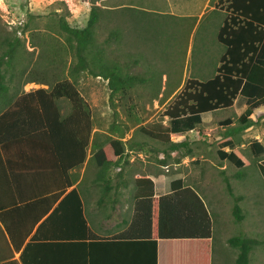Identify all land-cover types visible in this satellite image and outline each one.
I'll return each instance as SVG.
<instances>
[{"label": "rangeland", "instance_id": "374dc122", "mask_svg": "<svg viewBox=\"0 0 264 264\" xmlns=\"http://www.w3.org/2000/svg\"><path fill=\"white\" fill-rule=\"evenodd\" d=\"M203 1L0 0V39L17 37L20 41L15 60L16 67L23 68L19 81L37 72L45 83H52L56 75L64 76L71 59L63 56L58 60L55 47L48 48L58 40L54 37L57 19L63 16L69 26L80 28L85 25L92 4L99 2L104 6L95 28L96 42H105L106 58L123 66L124 72L142 76L145 81L129 89L125 96L117 92L111 95L107 80L102 77L85 71L77 75L76 87L90 109L91 139L102 142L116 138L124 142L130 161L122 166L129 181L134 176L148 174L158 184L182 177L184 183L193 185L209 210L216 255L219 247L226 244V238L241 229V222L231 212L233 198L222 179L226 176L233 195L240 196L239 205L245 216L242 227L250 224L257 228L254 236L260 244L251 264H264V183L248 146L253 138L264 144V109L253 110L250 125L232 136L233 150L243 163L238 169L225 159L219 160L216 148L226 130L240 125L238 116L246 106L241 96L236 97L231 108L202 114L204 121L198 127L205 133L191 130L171 139V144L183 142L181 146L171 148L170 143L151 140L139 130L153 123H167L161 111L188 77L204 80L214 74L223 51L216 32L225 13L207 11L197 19ZM214 1L209 0L208 5ZM36 86L47 85L27 82L23 90ZM59 102L65 113L68 102L65 99ZM225 118H231L233 124L218 122ZM86 152L89 157L83 181L92 179L97 169L89 145ZM114 171L115 168L108 169L109 174ZM253 200L261 202L257 201L255 206ZM211 254V264H215L216 258Z\"/></svg>", "mask_w": 264, "mask_h": 264}, {"label": "trees", "instance_id": "16d2710c", "mask_svg": "<svg viewBox=\"0 0 264 264\" xmlns=\"http://www.w3.org/2000/svg\"><path fill=\"white\" fill-rule=\"evenodd\" d=\"M212 6L213 9H222L225 13L216 32V40L223 45V51L214 74L204 80L188 77L173 100L161 111L167 123H153L139 128L144 136L160 143H170L171 148L181 146L183 142L171 144L170 137L182 135L192 129L202 133L198 127L201 114L229 108L237 96L244 98L246 107L238 116L240 125L226 130L227 135L249 125L248 115L264 104V0H216ZM100 11L99 6L92 4L85 25L80 28L69 26L63 16L57 19L58 30L54 37L58 40L55 46L49 44L48 48L55 47V58L58 60L63 56H70L71 59L64 76L56 75L52 83H45L37 72L22 82L19 81L23 68L18 69L15 60L20 41L17 37L10 40L0 39L1 99L12 101L13 104L12 108L0 109V123H9L12 127L9 131L12 140L20 138L24 145L27 141L38 147L45 145L54 156L59 171L66 176L67 185L69 169L83 162L88 145L90 157L97 168L95 180H126L121 164L125 151L124 142L116 138L102 142L91 139L90 109L76 87L77 75L85 71L94 77H102L107 80L111 95L117 92L125 96L129 89L145 81L142 76L124 72L123 66L106 58L105 42L97 43L95 40ZM27 82L47 86L25 93H10L9 83L18 87ZM61 99L68 102V110L64 114L59 112L56 103ZM229 122L230 119L226 118L223 124ZM9 134L3 132L1 135L0 131V142L7 140ZM248 146L264 183V145L254 138L249 141ZM225 147L230 150L225 151ZM233 147L232 140H222L218 143L217 156L220 160L226 159L236 168H240L243 163L232 150ZM110 168H115L116 171L109 174ZM222 179L227 192L233 198L232 215L236 221H240V196L232 194L226 177L223 176ZM133 182L139 193L148 190V194L142 197L151 196L153 184L150 178L135 176ZM68 193L74 194L73 189ZM149 199L151 200H133L129 229L137 228L140 232L144 230L142 237L148 238L152 243L157 238H198L203 246L201 250L204 264H207L211 219L193 187L185 184L181 178H174L169 183L168 193ZM52 201L50 200L47 208ZM22 207L24 204H0V264H28L25 253L28 242L17 258L13 256L22 239L16 231L22 228L26 230V234L37 221L35 218L26 225L24 216H9L10 212ZM55 212L56 207L44 222ZM42 224L43 222L36 227L35 232ZM35 232L30 239L37 236ZM226 242L236 250L235 264H248V251L258 244L256 239L242 234L232 235ZM9 243L12 244V250Z\"/></svg>", "mask_w": 264, "mask_h": 264}, {"label": "crops", "instance_id": "0c3cea01", "mask_svg": "<svg viewBox=\"0 0 264 264\" xmlns=\"http://www.w3.org/2000/svg\"><path fill=\"white\" fill-rule=\"evenodd\" d=\"M193 1L195 2V0ZM208 2L209 0H204L200 4L196 15L197 19L207 11L224 12L221 9H213V6L208 5ZM97 6L104 8L99 2H97ZM31 84L37 83L31 82ZM9 86L10 93L16 92L17 94L41 88L36 86L30 90H23V84L21 87H16L12 83H9ZM1 96L0 91V109L12 108V101L2 100ZM59 101L56 102L59 106V112L64 114ZM256 109H264V104ZM229 119L228 124H233L232 119ZM224 120L218 122L223 124ZM203 121L201 118V123ZM11 128L9 123L5 125L0 123L1 135L3 132L9 134ZM203 133L205 132L202 131L201 134ZM233 135L234 132L225 137L224 133L222 140L226 138L232 140L235 147ZM179 136L170 137V141ZM257 140L259 141V138ZM23 143L20 138L12 140L10 134L7 140L0 142V204H24V207L10 212L9 216L12 218H16L18 215L20 218L24 216L26 225L35 218L37 220L26 234V230L22 228L16 231L22 239L18 249L13 253L14 258H17L25 243L28 242L25 248L28 264H204L203 251L201 250L203 246L198 238L193 240L157 238L155 243H152L148 238L142 237L144 230L140 232L137 228L129 229L133 200H151L150 197L157 198L168 193L169 183L174 178L167 182L161 181V184H158L152 175H137L151 179L153 188L149 198L142 197L144 194H148V190L144 193H139L136 190L133 182L135 176L131 181L124 174L123 177L126 180L123 182L122 180L102 182L95 180L94 174L92 179L83 181L82 177L89 157L88 152H86L83 162L79 166L69 169V185H67L66 176L59 171L54 156L50 154L45 145L38 147L30 141H27L25 145ZM224 150L229 151L230 148L225 147ZM128 160L130 161V158L124 151L121 164H127ZM237 174L239 175V171H237L236 176ZM176 178L183 179L182 177ZM187 185L193 187L197 192L209 213L203 196L198 193L193 185ZM71 189H73L74 194L68 193ZM50 200L53 201L47 208ZM257 201L261 202L260 200H253L255 206ZM54 207H56V212L44 222ZM38 214L39 217H36ZM241 215L242 219L239 221L241 222V229L237 234L256 239L254 235L257 228L250 224H245L242 227V222L245 219L242 210ZM42 222L43 224L35 232L36 227ZM248 230L253 232H247ZM34 232L37 236L30 239ZM208 240L207 264H211V252L216 258L215 264H235V248L226 242L225 245L219 247L216 255L212 248V229ZM258 244L248 251V264H251L254 255L258 253V250H255ZM9 247L11 250L13 249L10 243Z\"/></svg>", "mask_w": 264, "mask_h": 264}]
</instances>
